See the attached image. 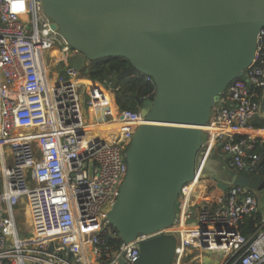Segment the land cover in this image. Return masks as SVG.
<instances>
[{
	"label": "built area",
	"instance_id": "obj_1",
	"mask_svg": "<svg viewBox=\"0 0 264 264\" xmlns=\"http://www.w3.org/2000/svg\"><path fill=\"white\" fill-rule=\"evenodd\" d=\"M76 53L40 0H0V264H134L139 244L160 234L176 237L172 264H204L205 252L215 264H264V214L252 233L239 231L258 210L255 190L222 191L199 170L180 188L170 227L121 240L107 213L126 173L125 151L146 122L111 98L100 122L114 131L89 129L88 110L111 89L84 84L67 64ZM263 90L261 28L251 64L216 98L201 153L220 144L228 170L248 167L264 181V129L253 123Z\"/></svg>",
	"mask_w": 264,
	"mask_h": 264
},
{
	"label": "water",
	"instance_id": "obj_2",
	"mask_svg": "<svg viewBox=\"0 0 264 264\" xmlns=\"http://www.w3.org/2000/svg\"><path fill=\"white\" fill-rule=\"evenodd\" d=\"M40 2L77 51L69 67L87 73L89 63L119 57L128 66L116 79L135 73L152 79L153 94L134 97L146 123L125 151L126 173L107 218L125 243L170 227L178 217L182 185L198 170L201 176L214 175L201 153L207 140L203 127L217 96L242 77L254 58L257 33L264 28V0ZM257 116L264 117V90ZM232 184L264 187L262 177L251 175L248 167L216 181L222 191ZM175 245L173 234L144 240L134 264H172ZM208 255L204 264H215Z\"/></svg>",
	"mask_w": 264,
	"mask_h": 264
},
{
	"label": "trees",
	"instance_id": "obj_3",
	"mask_svg": "<svg viewBox=\"0 0 264 264\" xmlns=\"http://www.w3.org/2000/svg\"><path fill=\"white\" fill-rule=\"evenodd\" d=\"M128 66V61L119 58H103L89 63L88 72L81 73L89 79V82H105L109 89L114 92L115 104L121 109L138 110L135 96L141 99L149 97L154 91L153 83L146 81L145 76L135 73L124 79H116V75ZM101 109L107 105V100L99 104ZM211 187L208 186V189ZM259 214H252L244 219L239 225L242 235H249L255 230V223L260 220Z\"/></svg>",
	"mask_w": 264,
	"mask_h": 264
},
{
	"label": "crops",
	"instance_id": "obj_4",
	"mask_svg": "<svg viewBox=\"0 0 264 264\" xmlns=\"http://www.w3.org/2000/svg\"><path fill=\"white\" fill-rule=\"evenodd\" d=\"M84 83L89 82V79H86V81H83ZM94 83V82H92ZM106 98L108 100H110V97L106 94L105 95ZM100 106V105H99ZM98 106V109H99ZM217 106V101L215 100L214 103V107L215 108ZM101 108V107H100ZM97 109V111H93L92 115H91V121L93 122L94 117H97L99 114V110ZM253 123L254 125L261 127L264 129V117H254L253 119ZM101 126V125H99ZM264 134V131H263ZM260 150L262 151L263 155H264V145L260 148ZM208 157V158H207ZM207 158V168L209 171L213 172V176H211L213 179L216 178V181H223V180H229L231 178V175L233 174L232 171L228 170L227 166V161H228V157L227 155H225L224 153H222V151L220 150V147L217 145L213 150H211V152L208 153V155L206 156ZM214 180V179H213ZM216 181L214 180V182L216 183ZM206 184H199V188L196 194V199H200L202 193L205 190V186ZM213 187V184H212ZM211 187V188H212ZM218 188V187H217ZM221 190V189H220ZM255 190V196L258 200V210L256 212V214H259L260 216L264 214V187L261 189H253Z\"/></svg>",
	"mask_w": 264,
	"mask_h": 264
},
{
	"label": "bare ground",
	"instance_id": "obj_5",
	"mask_svg": "<svg viewBox=\"0 0 264 264\" xmlns=\"http://www.w3.org/2000/svg\"><path fill=\"white\" fill-rule=\"evenodd\" d=\"M145 77H148V76H145ZM89 87H91V88H93V87H98V85H97V82H94V83H92V82H88V84H87ZM105 95H106V93H105ZM111 103V99H110V101L107 103V105L108 104H110ZM98 106H99V104H96L95 106H93L92 107V109L94 110V111H97V108H98ZM100 117V118H99ZM101 119H102V114H100L99 116H98V118L97 117H94V119H93V122H91V115H90V117H88V128L89 129H91V130H97V132H99V134H101V135H107L108 134V132L109 131H114L112 128H113V124H108V123H106V124H102L100 121H101ZM97 125L99 126V125H101L102 127H103V130H100V129H98V128H102V127H97ZM27 227H28V224L26 225Z\"/></svg>",
	"mask_w": 264,
	"mask_h": 264
},
{
	"label": "rangeland",
	"instance_id": "obj_6",
	"mask_svg": "<svg viewBox=\"0 0 264 264\" xmlns=\"http://www.w3.org/2000/svg\"><path fill=\"white\" fill-rule=\"evenodd\" d=\"M86 79H88V78H86L85 76H83V81H86ZM84 84H88V82H86V83H84ZM89 87V86H88ZM105 88H106V86H104ZM107 89V88H106ZM107 91L110 93V99L112 98V101L114 100V98H115V96H114V92H113V90H108L107 89ZM106 100H107V103L110 101V100H108L107 98H106ZM115 101V100H114ZM101 106H99V114H98V116L101 114V108H100ZM83 108L84 109H86V106H83ZM93 109H92V107L88 110V117H90V115H92V113H93ZM96 112V111H95ZM86 115V114H85ZM98 116H97V118H98ZM100 118V117H99ZM92 122V121H91ZM97 127H99L98 125H97ZM100 127H102V126H100ZM98 129H100V130H103V127L102 128H98ZM23 223H25V221H23V220H21ZM20 227H22L23 228V225H21Z\"/></svg>",
	"mask_w": 264,
	"mask_h": 264
}]
</instances>
